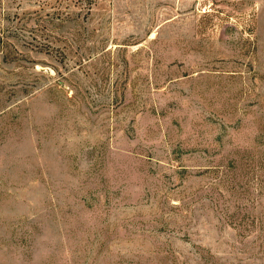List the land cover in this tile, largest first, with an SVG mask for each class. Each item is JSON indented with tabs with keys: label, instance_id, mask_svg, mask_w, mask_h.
<instances>
[{
	"label": "rangeland",
	"instance_id": "obj_1",
	"mask_svg": "<svg viewBox=\"0 0 264 264\" xmlns=\"http://www.w3.org/2000/svg\"><path fill=\"white\" fill-rule=\"evenodd\" d=\"M0 264H264V0H0Z\"/></svg>",
	"mask_w": 264,
	"mask_h": 264
}]
</instances>
